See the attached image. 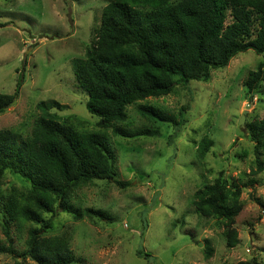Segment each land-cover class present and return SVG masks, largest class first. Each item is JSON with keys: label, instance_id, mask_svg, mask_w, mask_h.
Listing matches in <instances>:
<instances>
[{"label": "rangeland", "instance_id": "374dc122", "mask_svg": "<svg viewBox=\"0 0 264 264\" xmlns=\"http://www.w3.org/2000/svg\"><path fill=\"white\" fill-rule=\"evenodd\" d=\"M107 3L0 0V93L13 94L23 79L16 102L0 113V130L30 131L41 101H57L63 105L55 108L61 116H75L91 131L101 129L99 117L87 108L88 95L75 80L73 61L91 47ZM261 60L253 50L242 52L226 68L214 70L209 82L192 81L188 89L178 87L168 96L128 107L129 121L122 128L135 132L150 127L139 106L178 113L189 105L185 125L178 129L159 122V136L127 138L107 131L118 156V179L128 185L99 181L79 191L83 207L102 209L109 220L78 221L62 212L55 217L50 235H70L74 264H264V173L255 177L254 186L243 187L234 248H228L223 228L201 217L192 204L194 192L220 171L239 182L252 168L248 125L264 118V93L248 95L244 82ZM204 136L215 145L201 160L197 146ZM10 183L21 185L8 175L4 188ZM16 248L22 252L24 242L16 240ZM14 261L13 255H0V264Z\"/></svg>", "mask_w": 264, "mask_h": 264}, {"label": "trees", "instance_id": "16d2710c", "mask_svg": "<svg viewBox=\"0 0 264 264\" xmlns=\"http://www.w3.org/2000/svg\"><path fill=\"white\" fill-rule=\"evenodd\" d=\"M107 1L91 47L73 61L75 80L88 95L87 108L99 117L101 129L91 131L75 116H61L55 108L63 105L57 101H41L30 131L0 130V230L4 235L0 255H13L14 264H30L28 259L36 264L76 263L70 235H50L55 217L62 212L78 221L109 220L102 209L83 207L79 191L99 181L128 185L118 179V156L107 131L127 138L159 136V122L180 129L189 109L188 104L178 113L139 106L150 127L132 132L122 128L129 121L128 107L150 97L168 96L178 87L188 89L192 81L209 82L214 70L226 68L248 50L262 60L248 72L246 92L264 93V0ZM22 83L23 79L13 94L0 93V113L19 97ZM248 126L255 156L249 174L243 173L237 182L220 171L192 198L201 217L223 228L228 248L238 244L236 223L244 207L243 187L254 186L255 177L264 173V118ZM214 145L204 136L197 146L198 158L205 159ZM8 175L21 185L10 183L4 188ZM16 240L24 242L22 252Z\"/></svg>", "mask_w": 264, "mask_h": 264}, {"label": "water", "instance_id": "95a60500", "mask_svg": "<svg viewBox=\"0 0 264 264\" xmlns=\"http://www.w3.org/2000/svg\"><path fill=\"white\" fill-rule=\"evenodd\" d=\"M16 102V100H14L13 102H11L9 105H12ZM240 125L243 126L244 125V116H242V119L240 121Z\"/></svg>", "mask_w": 264, "mask_h": 264}]
</instances>
